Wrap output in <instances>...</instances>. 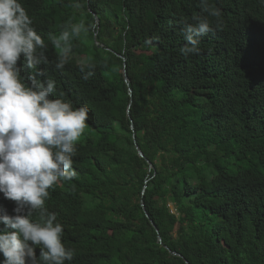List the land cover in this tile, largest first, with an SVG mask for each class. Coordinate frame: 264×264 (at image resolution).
<instances>
[{"label": "trees", "instance_id": "1", "mask_svg": "<svg viewBox=\"0 0 264 264\" xmlns=\"http://www.w3.org/2000/svg\"><path fill=\"white\" fill-rule=\"evenodd\" d=\"M20 2L48 44L41 67L97 131L46 201L70 264H264V0H210L220 27L209 17L188 58L200 0ZM70 18L95 27L57 70L51 40ZM14 207L0 194V214Z\"/></svg>", "mask_w": 264, "mask_h": 264}, {"label": "clouds", "instance_id": "2", "mask_svg": "<svg viewBox=\"0 0 264 264\" xmlns=\"http://www.w3.org/2000/svg\"><path fill=\"white\" fill-rule=\"evenodd\" d=\"M200 5L206 15L184 24L179 53L185 58L201 54L200 38L213 30L209 17L215 18V27L221 24L218 7L210 0ZM94 27L71 18L62 25L51 40L58 49L55 69H64L73 41ZM47 50L20 0H0V194L15 202L12 215L0 214V264H70L75 254L62 242L64 225L46 201L54 185L77 175L74 157L91 109L76 107L58 90L57 81L41 67L50 63Z\"/></svg>", "mask_w": 264, "mask_h": 264}, {"label": "water", "instance_id": "3", "mask_svg": "<svg viewBox=\"0 0 264 264\" xmlns=\"http://www.w3.org/2000/svg\"><path fill=\"white\" fill-rule=\"evenodd\" d=\"M101 22H102V20L99 18V23H101ZM126 74H127L128 82H129L130 84H132V79H131V76H130V73H129L128 68H127ZM133 92H134V91H133ZM134 127L136 128V125H134ZM140 150H141V154H142V156H143L144 158H147V154L145 153V151L143 150L142 147H140ZM151 163H152L153 169H157L156 165H155L153 162H151ZM144 205H145V207L147 208V203H146V201H144ZM147 212H148V214H149V217L152 218V216H151V214H150L148 208H147ZM153 222H154V224L156 225V227L160 230V227L158 226V224L156 223V221H154V219H153ZM160 231H161V230H160ZM161 233H162V232H161ZM161 239L164 241V237H163L162 235H161ZM174 253H175L176 255H180V254L177 253V252H174ZM182 256H183V255H182ZM189 264H192V263L189 261Z\"/></svg>", "mask_w": 264, "mask_h": 264}, {"label": "rangeland", "instance_id": "4", "mask_svg": "<svg viewBox=\"0 0 264 264\" xmlns=\"http://www.w3.org/2000/svg\"><path fill=\"white\" fill-rule=\"evenodd\" d=\"M91 134H93V136H96L97 135V131H93L92 130V127H87L85 129V132L84 134L81 136L80 140L81 141H85Z\"/></svg>", "mask_w": 264, "mask_h": 264}]
</instances>
